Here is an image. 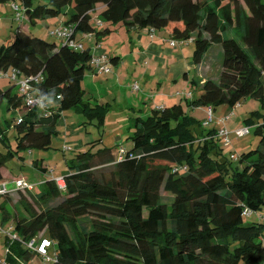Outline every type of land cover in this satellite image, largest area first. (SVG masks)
I'll use <instances>...</instances> for the list:
<instances>
[{
  "label": "trees",
  "instance_id": "1",
  "mask_svg": "<svg viewBox=\"0 0 264 264\" xmlns=\"http://www.w3.org/2000/svg\"><path fill=\"white\" fill-rule=\"evenodd\" d=\"M33 1L0 0L15 4L21 21L28 23L21 24L10 46L0 48V79L5 82L0 84V111L4 107L20 114L19 120L0 123V183L13 159L51 148L62 112L80 110L90 123L102 127L105 122L106 109L87 102L83 88L86 75L98 74L92 65L96 57L91 48L71 47L51 34L61 27H71V40L78 44L88 36L100 43L113 32L107 24L127 31H164L174 42L194 43L196 65L220 45L218 78L200 82L202 93L189 106L213 113L219 106L234 109L252 98L264 111V0H49L36 7ZM59 17L65 21L49 33L60 45L32 34L29 26ZM108 59L114 65L120 61ZM14 71L21 78L41 75L33 93L38 98L50 93L51 100L59 101V111L47 101L45 110L30 109L10 80ZM257 116L247 120L246 128L258 144L241 155L225 154L224 140L211 126L214 118L205 126L207 119L197 121L175 104L134 117L130 148L118 147L114 154L108 147L93 151L94 144L77 153L62 176L64 190L35 162L39 182L17 178L34 188L1 196L6 205V198L34 190L43 201L62 199L40 211L23 201L24 219L12 220L2 206L0 225L11 226L19 240L5 238L8 251L1 261L29 264L35 253L24 244L43 233L53 243V264H264V218H259L264 217V114ZM163 192L171 196L169 202ZM246 208L258 219L247 222L254 216L246 217ZM80 219L88 223L79 224Z\"/></svg>",
  "mask_w": 264,
  "mask_h": 264
},
{
  "label": "rangeland",
  "instance_id": "2",
  "mask_svg": "<svg viewBox=\"0 0 264 264\" xmlns=\"http://www.w3.org/2000/svg\"><path fill=\"white\" fill-rule=\"evenodd\" d=\"M48 1L49 0H34L33 2L34 6L36 7L40 4H46ZM17 5L21 7L20 3H17ZM17 8L13 3H0V48L3 46H10L14 41V37L18 28L21 26V24L26 23L21 21L19 15L22 12ZM56 21V19H48L46 21L39 22L33 27L29 25L28 26L30 27L32 34L36 37L44 39L47 42L57 43L60 45L61 41L58 38L51 36L49 33L50 29H54L58 26L54 23ZM106 27L112 29V33L114 34L111 39L108 38L106 47L111 50L116 48L111 52L121 54L123 57L126 56L131 50V48L128 47L130 44L129 32L127 29H125V27L122 25L114 26L107 24ZM117 29L124 30H121V33H118ZM230 34L234 36L236 32L233 30L230 31ZM88 39L89 37H85L83 40H81V42L86 47L88 46ZM122 42L126 44V48L122 47ZM165 46L167 48L169 47L171 49L170 51L175 52V48L170 45V42L166 43ZM95 48L96 45L91 47L92 53H95ZM118 48H121L120 51H116ZM194 51L195 45L194 43L190 42L189 44H186V46H182L179 51H176V53L179 54L176 56L172 55V52H163L159 54L155 52L154 57L151 59V72H153L154 75L150 83L144 84V88L146 89V97L144 98L156 100L154 98L160 93L159 87L160 85H163V87L167 89L168 94H177V92L183 94L180 98V103H182L187 116L194 118L197 121H203L204 119L208 118V110L204 111L202 109L191 108L189 103L193 100V97L198 98L201 95L202 90L200 82L203 78H208V76L209 78H218L220 74L219 71L222 70L223 51L220 45H215L205 55L202 65H196L194 63ZM126 59L128 66L132 68V63L135 60L133 55L127 56ZM123 61L124 59H122L121 66L123 65ZM147 62H149V59H147ZM156 66H160L161 69L154 72ZM146 67L147 65L139 64V69L137 70V73L133 79L130 77V68H124L120 70V75L117 77L115 76L113 80H111L109 86L112 92H114L119 98L117 103H112V106L109 105L107 101L102 104L98 103V101L87 99V102H90L92 106L98 104L101 105L100 107L106 109V118L102 127L98 124V122L90 123L87 116L83 114L82 111L80 112V110H69L62 112V114H60L61 120L58 123L56 133L52 139L51 148L48 150L33 149L22 153V159L18 157L13 159L8 163L7 168L4 169L6 179H4L0 185L2 183H7L9 190H14L16 187L13 181H15L17 178L28 179V181L33 184L38 183L40 180V175L36 173L37 171L33 170V165L35 162H40L42 167L47 169L48 178L54 179L61 177L69 172L70 164L74 160L76 154L91 150L94 144L96 146L93 148V151H96L100 147H111L116 149L118 146L126 149L130 148L132 146V141L130 139V131L127 129L128 121L132 116H139V112H137V114H133L134 112L130 108H140V102H137L136 100L134 101V99L137 98L139 93H142V91L134 92L132 90V82L135 80V78L138 80L139 77L142 78L144 76ZM110 68L111 72L106 74L108 76L113 75L115 66L110 65ZM108 76H104L102 79H106ZM173 76L178 78L176 79V81H178L177 84L172 79ZM187 76L189 81L186 80ZM119 80L121 83H119ZM194 80L197 82L196 84H192ZM0 84L5 86L4 80L0 79ZM185 86H187L186 90L184 89ZM83 87L84 89L89 88L88 92H92L93 94H98L100 92L105 93L107 90V87L99 86V83H94L91 82V80L86 79L83 82ZM50 104L53 106L54 110L59 111L57 100H51ZM168 104L169 107L174 105L172 100ZM257 113L264 114V111L262 109L261 103L252 98L243 101L234 109H231L226 105H222L213 112L214 121L211 126L218 131L226 128L231 132L230 143L225 144L222 142L225 154L241 155L256 148L258 139L253 134V132H250V134L245 137H237L235 135V131L241 128H246L248 126V119H251L252 117H259L257 116ZM146 116L147 115L144 114L143 117ZM228 116H230V120L224 122L223 120ZM65 117L67 118L65 119ZM14 119L19 120L20 114L18 112H5V108L3 107V109L0 111V123L2 126L6 125L7 121ZM118 135L121 137L119 139L120 141H117L116 139ZM8 136L11 141V146L14 148V133H8ZM80 144H82L83 149L74 148ZM65 148H69L70 150L65 151ZM9 171L10 177L8 176ZM163 196L166 202L171 200V196L166 192H163ZM61 199L51 202L43 201L40 198L39 192H37V190L14 194V196L6 198L8 205H6L5 198L0 197V219L2 215L1 208L4 205H6L12 220L15 217L24 219L28 215L24 210L23 201L33 206L36 210L40 211L43 210V208H45L47 205H55ZM261 212L264 214V205L261 209ZM147 214L148 211L145 210L144 215L147 216ZM256 219L258 218L254 216L251 219H247L246 221L250 222ZM10 223H12V221H10ZM87 223V219L79 220V224ZM69 232L73 237H77V232H75L74 229L69 227ZM39 238H43V233L40 234ZM4 240L5 237L0 236V261L6 257L8 251ZM36 255L37 254L35 253V256H32V261L29 264H44L42 258ZM50 255H53V248L50 249ZM18 264L26 263L21 261L18 262Z\"/></svg>",
  "mask_w": 264,
  "mask_h": 264
},
{
  "label": "crops",
  "instance_id": "3",
  "mask_svg": "<svg viewBox=\"0 0 264 264\" xmlns=\"http://www.w3.org/2000/svg\"><path fill=\"white\" fill-rule=\"evenodd\" d=\"M55 19L57 21L54 23H55V25H58L57 27L61 26L63 24V22L65 21V19L63 17H59V18H55ZM39 22H42V21H39ZM50 30H52V29H50ZM121 30H124V29H117V32L121 33ZM128 32H129V44H130L128 47H130L131 50L124 57L121 56V54L111 52V51L115 50L116 48H113V50H111V49L106 47L107 42H108V38L111 39L112 36L114 35L113 33L111 35H109L108 37H106L105 39H103L100 43H97V40L94 36H88L89 39L87 40V42H88L87 47L82 43L85 48H91L92 46L96 45L95 53H93L94 57H102V56H105L107 58L119 57V59H120V61L117 65L110 64V65L115 66L113 75L108 76L106 74L91 73V74H88L85 76L84 80L85 79L91 80V82L99 83V86L107 87V90L105 93L100 92L98 94H93L92 92L89 93L88 92L89 88L85 89V91H86L85 100L87 101V99H91L94 101H98V103H102V104H104V102L107 101V103L111 106H112V103H114V102L117 103L119 98H118V96L115 95L114 92H112L109 84L115 76L117 77L118 75H120L119 74L120 70H122L124 68H130L128 66L126 57L133 55V58H135V60L132 63L133 67L130 68V77H132V79L135 77L137 70L139 69V64L147 65L144 76L142 78L139 77L138 80L135 78V80L132 82L133 83L132 86L137 83L140 87V91H142V93H139L137 95V98L134 99V101L136 100L137 102H140V104H141L140 108H135V107L130 108L134 112L133 114H135V113L137 114V112H139V114H138L139 117H143L144 114L149 115V112L153 109L161 108V107H169L168 103L171 100L173 101L174 105L178 104V103L182 104V103H180V100H181L180 98L182 97L183 94H181L179 92H177V94L176 93L168 94L167 89L164 88L163 85L162 86L160 85V87H159L160 93L158 96H156L154 98L156 100H150L148 98L145 99L144 97H146V89L144 88V84L150 83L153 79L154 73L151 72V70H152L151 69L152 68L151 67V59L154 57L155 52H157V54L163 53V52L164 53H167V52L171 53L172 52L171 54L176 56V55H179L176 53V51H179L182 48V46H184V45L186 46V44H189L190 42L177 41L176 44L173 46L171 44V41H174V40L166 32H164V31H154L153 32V30H151L149 28L130 30ZM168 42H170V45L175 48L174 49L175 52L170 51L171 49L169 47H168L169 48L168 49L165 46L166 43H168ZM145 43H147V44H145ZM122 47L126 48V44L123 43ZM120 49L121 48H118L116 51H120ZM183 50H187V49H183ZM122 59H124L123 65H122L123 67L121 66ZM147 59H149V62H147ZM159 69H161L160 66H156L154 69V72L158 71ZM220 72L221 71H219V73ZM104 76H108V78L106 77V79H102ZM208 78H209V76H208ZM208 78H203L201 80V84L204 83ZM118 79H120V78H118ZM172 79L174 80V82H176V84L178 83V81H176V79H178L176 76L175 77L173 76ZM186 80L189 81L188 76H187ZM119 83H121L120 80H119ZM187 84H189V83H187ZM114 88H115V86H114ZM184 89L186 90L187 86H185ZM132 90H133V88H132ZM133 96H136V95H133ZM190 96H191V94H190ZM57 103L59 104V101H57ZM51 107H53V106L51 105ZM197 109H202L204 111L208 110L207 108H197ZM133 114H130V115H133ZM66 118L67 117H65V119ZM203 121H205V119ZM133 126H134V116H132L128 121V125H127L128 131H131ZM120 138L121 137L118 135V137L116 138L117 141H120L119 140ZM117 147H116V149L111 148V147H108V148L114 149V154H116L118 151ZM74 148L75 149H83V146H82V144H80L79 146H75Z\"/></svg>",
  "mask_w": 264,
  "mask_h": 264
},
{
  "label": "built area",
  "instance_id": "4",
  "mask_svg": "<svg viewBox=\"0 0 264 264\" xmlns=\"http://www.w3.org/2000/svg\"><path fill=\"white\" fill-rule=\"evenodd\" d=\"M51 34L53 36L63 39L71 47L83 49L82 44L75 43L73 40H71V37L73 34L71 27L58 28L55 31H53ZM171 44L174 46L176 42L171 41ZM110 64L111 63L109 59L105 56L96 57L92 61V65L95 67V69L97 70L99 74H109L111 72ZM9 77H10V80L13 81L19 87L20 93L26 96L27 106L30 109H38V110L46 109V106L43 103V101L40 98L36 97L33 93L35 85L40 83V81L42 80L41 75L21 78L19 76V73L17 71H14L13 73H11ZM133 91L134 92L140 91V87L137 83L133 85ZM212 120H213V113L211 110H208V118L205 121L204 125L208 126L212 122ZM228 120H230V116L226 117V119H224L223 121L225 122ZM249 133L250 131L248 128H241L235 131V135L237 137H245L249 135ZM230 135H231V132L226 128L221 129L218 133V136L224 140L225 144L230 143ZM123 155H124V151L120 150L119 160L123 158ZM54 180L61 190H64L66 188V183L63 177H57V178H54ZM13 182L16 187L14 190H9L7 183H2L0 185V197L15 193L18 191L33 190L34 188V186L31 183H29L27 180H24V179L16 180ZM244 215L246 217H252L256 214L252 210L246 208L244 209ZM259 218L263 219L264 217L259 216ZM0 236L8 238L11 241L19 240V238L12 233L11 226L2 227L0 225ZM24 245L28 250H31L32 252L36 253L38 257H41L44 264H53V262H55L54 255L51 256L50 251H49L50 248L53 246V243L50 240L46 238H38L28 243H25ZM0 264H5V262L0 261Z\"/></svg>",
  "mask_w": 264,
  "mask_h": 264
},
{
  "label": "clouds",
  "instance_id": "5",
  "mask_svg": "<svg viewBox=\"0 0 264 264\" xmlns=\"http://www.w3.org/2000/svg\"><path fill=\"white\" fill-rule=\"evenodd\" d=\"M40 99L42 101L51 102V94L50 93H42L41 96H40Z\"/></svg>",
  "mask_w": 264,
  "mask_h": 264
}]
</instances>
